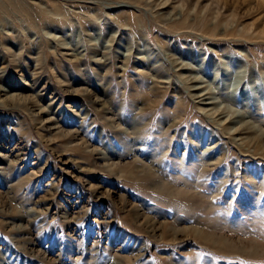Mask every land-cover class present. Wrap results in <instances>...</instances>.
<instances>
[{
    "label": "rangeland",
    "instance_id": "rangeland-1",
    "mask_svg": "<svg viewBox=\"0 0 264 264\" xmlns=\"http://www.w3.org/2000/svg\"><path fill=\"white\" fill-rule=\"evenodd\" d=\"M0 264H264V0H0Z\"/></svg>",
    "mask_w": 264,
    "mask_h": 264
},
{
    "label": "bare ground",
    "instance_id": "bare-ground-1",
    "mask_svg": "<svg viewBox=\"0 0 264 264\" xmlns=\"http://www.w3.org/2000/svg\"><path fill=\"white\" fill-rule=\"evenodd\" d=\"M179 70H187V68H180ZM184 82H185V84L189 83L191 85L189 87V91L192 93V98L197 100L199 106H201V105L208 106V105H212L213 104V103H207L206 102L207 100H210V98H208V96L210 95V92L209 91L205 92V88H202V87L199 86L200 83H201V80L198 77H196V76H192V77L188 76V77L184 78ZM23 98H26V97H23ZM23 98H22V100H23ZM26 99H28V98H26ZM3 101H5L6 103H8V102H10V103L12 102L13 103V102L17 101V97H15L13 95L10 96V97L7 96L6 98H4ZM23 101L25 102V100H23ZM97 102H99V101H97ZM200 110L204 111L205 114L208 113V112H211V114L209 115L210 117H213L217 113L216 116H214V118H216L217 116H219V115H221L223 113V112H218V110L212 111L213 109H209L208 111L207 110L205 111V108H201V107H200ZM230 122L231 121H229L228 124ZM239 133L240 132H238L237 134H239ZM91 188H93V187H91Z\"/></svg>",
    "mask_w": 264,
    "mask_h": 264
}]
</instances>
